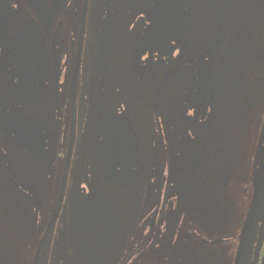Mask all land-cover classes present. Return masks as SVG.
I'll return each instance as SVG.
<instances>
[{"label":"flooded vegetation","instance_id":"1","mask_svg":"<svg viewBox=\"0 0 264 264\" xmlns=\"http://www.w3.org/2000/svg\"><path fill=\"white\" fill-rule=\"evenodd\" d=\"M57 2L0 0V175L5 179L0 176V203L8 211L6 220L14 233L13 237L0 234V264H34L33 258L24 260L22 240L32 237L37 248L54 218L70 150L71 168L77 164L74 159L81 146L80 104L92 121L71 185L85 168L92 167L95 152L107 185L118 191L121 186L131 187L136 169L142 167L139 160L150 156L141 147L132 123L135 118L130 114L152 107L157 117L149 118V137L164 148L163 162L156 171L162 173L163 185L175 184V179L182 176H171L175 171L166 163V157L172 151L171 142L186 139L178 136L170 113L182 126L187 106L196 114L205 112V88L209 83L211 93L215 89V80L206 66L208 57L203 67L199 57L216 43L217 22L215 41L202 50L196 30L198 14L190 0H99L100 11L93 21L92 0H87V7L86 0H63L58 7ZM186 71L185 77L182 73ZM173 76H177L180 87L175 96L165 98L162 89ZM219 78L228 89L226 75ZM171 125L175 137L170 139ZM188 177V195L193 186L197 197L192 200L196 203L203 199L202 191L195 175L190 173ZM42 186L48 187L44 197L40 196ZM50 189L55 198L47 196ZM219 189L217 185L213 188L214 203L223 193ZM94 190L107 199L98 200L104 217L113 211L105 231L98 226L102 249L107 251L118 238L115 202L105 186ZM165 194L168 197L163 211L171 204L180 211L181 203L191 199L184 195L176 202L175 191L166 189ZM214 207L219 208L217 204ZM93 209L98 219L96 206ZM262 225L258 224L247 264H252ZM63 230L68 248L71 217L66 200L44 247L57 248L62 264ZM263 254L264 229L255 264H261Z\"/></svg>","mask_w":264,"mask_h":264},{"label":"rangeland","instance_id":"2","mask_svg":"<svg viewBox=\"0 0 264 264\" xmlns=\"http://www.w3.org/2000/svg\"><path fill=\"white\" fill-rule=\"evenodd\" d=\"M190 2L196 6V30L200 47L204 50L216 39V24L206 0ZM215 2L227 29L222 50L206 61L209 74L215 80L217 104L208 83L210 78L205 88L208 99L206 111L196 114L187 106L182 126L179 124L190 144L186 141L170 144L172 151L167 155L166 163L175 171L171 173L172 177L177 174L182 176L175 179V184L163 185L162 173L156 171L163 162L164 148L159 141L150 140L149 118L156 119L157 116L152 113V107H148L147 111L130 114L135 118L132 123L141 147L150 154L139 160L138 165L142 167L136 169L131 187L123 189L121 187L124 186H121L118 191H112L103 177L95 152L92 153V167L85 168L71 185L81 160L85 134L92 121L89 120L92 116L80 104L81 146L74 159L77 164H74L69 174L70 186L66 199L71 217L67 264H235L241 230L253 202L256 185L253 182L254 170L263 140L261 137L259 141L258 128L261 127L260 116L264 113V99L260 98L264 97V43L257 39V29L254 27H260V20L264 21L261 19L264 0ZM100 5L99 0H92V21L96 20ZM227 69H230L234 81L232 85L227 82L228 89H225L219 76ZM187 74L188 71L182 73L185 77ZM176 81L177 76H173L169 85L162 89L165 98L177 94L180 84L177 88ZM227 91L234 102L238 101L243 108L241 118L236 117L233 111L223 109L225 107L220 108L226 104L224 98ZM244 97L247 100L245 104L240 101ZM169 135L170 139L175 137L172 125ZM191 147L196 151L194 174L203 198L196 203L192 200L197 197L196 192L193 193V186L191 194L188 195L187 191L188 176L193 170ZM1 179L5 180L3 176ZM215 185L224 191L225 203L218 209L211 203L214 197L211 190ZM104 186L110 190L115 202L118 229L115 246L107 251L102 250L103 238L98 231L99 222L93 209V200L96 192H99L94 189ZM47 188L42 186L40 196L44 197ZM166 189L175 191L173 198L176 202L181 201L184 195L191 199L187 204L181 203L183 209L180 208V211L177 207L175 209L174 204L169 206V209L173 207L170 211H163L168 197L164 195ZM47 196L55 198L52 189ZM195 211H198L197 217ZM7 213L0 203V234L13 237L14 233L6 220ZM200 237L209 241L223 239L228 242L205 245L198 240ZM23 241V258L30 261L34 257L37 241L29 236L23 237ZM49 261L62 264L61 252L57 248L47 247L43 252L41 264H48Z\"/></svg>","mask_w":264,"mask_h":264},{"label":"water","instance_id":"3","mask_svg":"<svg viewBox=\"0 0 264 264\" xmlns=\"http://www.w3.org/2000/svg\"><path fill=\"white\" fill-rule=\"evenodd\" d=\"M62 1L63 0H58L57 7L61 5ZM207 2L209 4V7H210V9L214 15L216 22H217L219 34H218V38H217L215 45L213 47H211L210 49H208L207 51H205L199 57V60L202 61V67H203L205 58L208 57L209 55L216 53L222 47L223 42H224V23H223V19L221 17L220 11L218 9V6H217L215 0H207ZM86 7H87V0H86ZM170 115H171V117H173L175 124L177 126L178 136L184 137L188 141L183 130L180 128L176 119L174 118V115L172 112L170 113ZM73 124H74V128H75V126H76L75 108H74ZM112 132H115V131H112ZM112 132H110V133H112ZM74 135H75V131H74ZM191 148H192V152H193V171H195L196 151L193 147H191ZM71 159H72V150H70V152L67 156V162H66V166H65L64 175L62 178V184H61V188H60L59 199H58L55 215H54L53 220L51 221V223L48 226V230H47L46 234L42 237L41 241L39 242V244L37 246V249H36V252L34 255V264H41V257H42V253H43L46 241L48 239V232L49 231L51 232V230L53 229V226L56 222L57 214L59 216V213L61 211L64 199H65V194H66V188H67V182H68V177H69ZM259 164H260V170L259 169L256 170L255 177H254V181L256 182L255 195L253 198L252 206H251L247 221H246L244 228H243V231H242V236L240 239V245L238 248V253H237V256L235 259V264H247L248 263V261L251 257L253 245H254V242H255V239L257 236L256 230H257L258 224L262 223L263 224L262 230L264 229V148L263 147L260 148V150H259L256 167ZM100 197L105 199V197H103V195L100 192H96V196L93 200V204H94V206H96L98 214H99L98 222H99L102 230L105 231L106 227L108 226L107 223L112 222V212L113 211L110 213L108 218L104 217V215L100 212L99 206H98V202H99L98 200ZM105 200H107V199H105ZM262 230H261L259 237H258V242H257V246L255 248L252 264L256 263V259L258 257L259 242L261 239ZM201 241L205 245H217V244H221L224 242L223 240L209 241V240H206L202 237H201ZM107 242H108V240L105 238V244H107ZM62 244H63L62 260H63L64 264H66V261H67L66 260L67 259L66 230H63ZM103 251H105V250H103ZM261 264H264V255H263Z\"/></svg>","mask_w":264,"mask_h":264},{"label":"trees","instance_id":"4","mask_svg":"<svg viewBox=\"0 0 264 264\" xmlns=\"http://www.w3.org/2000/svg\"><path fill=\"white\" fill-rule=\"evenodd\" d=\"M263 13H264V12H263ZM261 19L264 20V14H263V16H262ZM259 23H260V27H261V28H264V21H261V20H260Z\"/></svg>","mask_w":264,"mask_h":264},{"label":"bare ground","instance_id":"5","mask_svg":"<svg viewBox=\"0 0 264 264\" xmlns=\"http://www.w3.org/2000/svg\"><path fill=\"white\" fill-rule=\"evenodd\" d=\"M179 125V124H178ZM180 126V125H179ZM181 128V127H180ZM183 130V129H182ZM185 141H187V140H185ZM187 143L189 144V142L187 141Z\"/></svg>","mask_w":264,"mask_h":264}]
</instances>
